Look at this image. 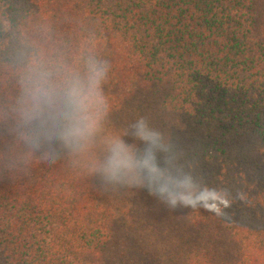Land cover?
<instances>
[{"label":"trees","instance_id":"1","mask_svg":"<svg viewBox=\"0 0 264 264\" xmlns=\"http://www.w3.org/2000/svg\"><path fill=\"white\" fill-rule=\"evenodd\" d=\"M26 56L109 65L101 136L147 184L119 210L87 158L25 139ZM0 264H264V0H0Z\"/></svg>","mask_w":264,"mask_h":264},{"label":"clouds","instance_id":"2","mask_svg":"<svg viewBox=\"0 0 264 264\" xmlns=\"http://www.w3.org/2000/svg\"><path fill=\"white\" fill-rule=\"evenodd\" d=\"M109 71L106 62L91 57L86 73L80 75L26 56L13 111L22 134L34 148L59 145L73 158H87L89 170L106 187L137 186L144 178L135 154L125 142L101 136L107 107L103 85ZM133 139L162 140L163 135L141 118L136 121ZM97 146L103 150L102 158H90ZM54 154L50 148L45 155L51 159Z\"/></svg>","mask_w":264,"mask_h":264},{"label":"rangeland","instance_id":"3","mask_svg":"<svg viewBox=\"0 0 264 264\" xmlns=\"http://www.w3.org/2000/svg\"><path fill=\"white\" fill-rule=\"evenodd\" d=\"M130 192L128 187L114 188L105 195L104 203L111 204L115 208H122L129 201ZM119 210V209H118Z\"/></svg>","mask_w":264,"mask_h":264}]
</instances>
